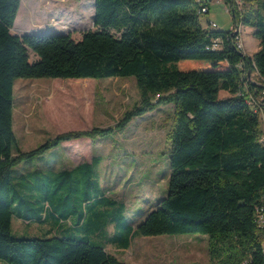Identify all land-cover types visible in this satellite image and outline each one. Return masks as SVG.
I'll return each instance as SVG.
<instances>
[{
	"label": "trees",
	"instance_id": "1",
	"mask_svg": "<svg viewBox=\"0 0 264 264\" xmlns=\"http://www.w3.org/2000/svg\"><path fill=\"white\" fill-rule=\"evenodd\" d=\"M235 24L253 27L259 49L242 54L229 31L203 26L207 0H94L95 29L79 40L68 33L13 34L20 0H0V259L4 264H126L89 240L106 235L118 248L135 236L201 233L211 264H264V144L258 112L248 103L264 79V0L239 9L226 0ZM233 9V12L232 10ZM110 29L119 32L111 33ZM222 47L211 49L214 38ZM29 50L36 56L29 60ZM135 79L140 102L116 126L161 103H173L166 195L137 225L124 205L106 196L97 179L98 156L70 169L35 170L18 180L14 168L64 141L105 136L110 128L65 132L20 151L12 127L16 78ZM219 90L231 95L219 98ZM264 108V97L259 102ZM16 154H13L12 148ZM32 172H34L32 170ZM30 172V173H32ZM49 225L58 234H13L11 218ZM260 216L262 219H260ZM111 241V242H112ZM225 242L222 254L220 243Z\"/></svg>",
	"mask_w": 264,
	"mask_h": 264
},
{
	"label": "rangeland",
	"instance_id": "2",
	"mask_svg": "<svg viewBox=\"0 0 264 264\" xmlns=\"http://www.w3.org/2000/svg\"><path fill=\"white\" fill-rule=\"evenodd\" d=\"M235 4L242 10L250 5L261 7L260 0H237ZM207 5L208 13L199 16L200 23L208 26V22H214L215 30L229 31L235 22L227 1L207 0ZM93 18L94 0H20L10 32L18 35L68 33L79 40L83 32L95 29ZM239 26L244 54L251 57L259 49V40L253 27ZM110 31L119 35L113 29ZM34 56L29 50L30 61ZM247 81L264 84V80L250 70ZM230 95L225 90L218 92L219 98ZM139 102L140 92L132 76L87 80L16 78L12 127L18 150H31L65 132L107 127L112 132L64 141L41 156L18 164L14 175L18 180L34 179L36 169H49L54 155L57 156L52 163L55 168H69L98 156L100 163L96 170L100 187L106 196L124 205V216L132 226L137 225L166 195L173 128V103H161L118 129L116 124ZM258 114L264 133L262 106ZM12 151L16 154L14 147ZM11 230L23 237H48L59 233L48 224L25 221L16 214L11 218ZM112 234L113 226L108 225L106 235H90L89 240L103 245L107 252L126 264H211L209 237L205 234L135 236L126 249L113 243L109 238ZM219 246L223 254L226 243L221 242ZM0 264H4L2 259Z\"/></svg>",
	"mask_w": 264,
	"mask_h": 264
},
{
	"label": "built area",
	"instance_id": "3",
	"mask_svg": "<svg viewBox=\"0 0 264 264\" xmlns=\"http://www.w3.org/2000/svg\"><path fill=\"white\" fill-rule=\"evenodd\" d=\"M197 1H203V0H197ZM215 1H219V0H215ZM237 2V0L235 1ZM238 4V3H237ZM201 15L202 14H207L208 13V8L207 7H202L200 9V12H199ZM209 25L210 27H216L217 25L214 23V22H209ZM240 24H234L231 29H230V33L231 32H235L234 36H231V38L233 39L234 41V44L236 45V48L242 53L244 54V51H243V42H242V38H241V29H240ZM211 49H219L222 47V39L217 37V38H214L212 40V43H211ZM245 55V54H244ZM264 80V79H263ZM264 97V84H262V88H261V93L255 97L253 95H250L249 97V100H248V103L251 104V107L253 109V111L255 112H258L259 110V102L262 100V98ZM260 141L264 144V133L262 132L261 136H260ZM261 219V217H260Z\"/></svg>",
	"mask_w": 264,
	"mask_h": 264
},
{
	"label": "crops",
	"instance_id": "4",
	"mask_svg": "<svg viewBox=\"0 0 264 264\" xmlns=\"http://www.w3.org/2000/svg\"><path fill=\"white\" fill-rule=\"evenodd\" d=\"M87 80V79H89V78H80V80ZM92 159V158H91ZM90 159V160H91ZM90 160H83V161H80V162H78L77 164H75V165H73V166H71V167H69L68 169H70V168H72V167H74V166H76V165H78V164H80V163H82V162H89ZM61 163V162H60ZM60 169H65V167H60V168H58V170H60Z\"/></svg>",
	"mask_w": 264,
	"mask_h": 264
},
{
	"label": "water",
	"instance_id": "5",
	"mask_svg": "<svg viewBox=\"0 0 264 264\" xmlns=\"http://www.w3.org/2000/svg\"><path fill=\"white\" fill-rule=\"evenodd\" d=\"M231 10H232V12H233V9H231ZM235 32H236V31H234V32H231V33H230V34H231V36H234ZM248 74H249V71H248Z\"/></svg>",
	"mask_w": 264,
	"mask_h": 264
}]
</instances>
